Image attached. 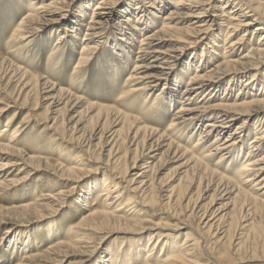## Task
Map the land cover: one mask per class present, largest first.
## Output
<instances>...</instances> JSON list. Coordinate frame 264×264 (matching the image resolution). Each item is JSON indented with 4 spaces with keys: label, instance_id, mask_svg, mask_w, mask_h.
<instances>
[{
    "label": "bare ground",
    "instance_id": "1",
    "mask_svg": "<svg viewBox=\"0 0 264 264\" xmlns=\"http://www.w3.org/2000/svg\"><path fill=\"white\" fill-rule=\"evenodd\" d=\"M26 1L28 12L13 27L10 40L23 47L40 31L62 28L50 53L53 61L62 49L65 33L78 29L94 0H88L72 19V6L80 0ZM116 15L119 18L114 21ZM263 19L264 8L256 0H99L94 5L89 20L82 24L86 31L73 79L82 74L85 64L113 33L111 38L117 39L113 52L118 56L123 55L120 52L134 54L133 59L127 57L133 65L118 101L145 98V102L148 96L156 95L151 106H163L165 110L180 103L164 130L147 125L117 104L89 102L88 120L83 114L78 120L68 114L67 119L62 115L80 107L83 97L21 66L8 64L7 58L0 56V80L7 79L4 87L0 83V89H12L6 93L8 99L0 101V120L14 107L11 103L27 107L34 96L35 109L44 107L52 121L46 126L51 133L49 151L66 160L53 164L48 157L37 152L30 155L23 147L22 136L35 120L33 114L18 122L9 137L1 132L0 189L9 192L30 185L38 171L57 178L54 185H46L29 202L5 211L24 212L18 219H28V223L21 224L27 226L56 217L74 197L75 209L80 212L76 221L64 226L56 221L44 224L40 229L51 243L42 251L30 249L15 264H91L95 259L92 264H263L264 253L260 251L238 256L251 233L262 235L249 227L254 214L264 210ZM142 31L145 33L134 52L135 37ZM252 34L260 37L250 44ZM222 36L223 43H218ZM118 46L122 49L118 50ZM186 55L188 62L183 60ZM180 63V72L189 75L185 85L182 76L174 73ZM9 84H14L13 88L9 89ZM217 97L221 101H216ZM93 111L96 112L92 114ZM17 114L14 112L5 123L3 132H10ZM87 125L96 128L97 142L92 143L86 136ZM187 131L198 134L192 147L177 139ZM106 133L110 135L102 141ZM104 144L107 148L101 149ZM98 148L99 156L95 153ZM122 148L124 151H120ZM166 157L178 164L175 168L181 177L171 189L155 174ZM212 158H217L216 168H212ZM224 159L229 160L227 165L242 161L239 170L220 171ZM95 173L103 174L84 188L85 180ZM184 179L189 184L181 185ZM50 182L53 181L47 183ZM183 186L186 192L188 186L196 189L197 198L211 191L210 201L205 206L189 208L194 196L186 197ZM223 198L231 200L216 207L214 201ZM157 203L167 209L177 206L180 213L186 210L190 212L187 217L196 215L198 226L192 227L185 219L174 224L154 220L150 208ZM237 227L243 230L241 237L233 242L226 239ZM118 234L130 238L105 247L106 240ZM146 238L149 241L144 250ZM25 246L27 250L30 245ZM16 250L13 246L11 251Z\"/></svg>",
    "mask_w": 264,
    "mask_h": 264
},
{
    "label": "rangeland",
    "instance_id": "2",
    "mask_svg": "<svg viewBox=\"0 0 264 264\" xmlns=\"http://www.w3.org/2000/svg\"><path fill=\"white\" fill-rule=\"evenodd\" d=\"M87 1L88 0H80L79 2L75 3L72 6V12L69 14L71 19L75 16V14H77L78 10H81V8H83L85 6ZM98 1L99 0H94L92 2V4L90 5V9L88 8V12L84 13L85 14L84 21H82V23L80 22V25H79L80 27L78 26V29H74L73 32H70L68 34L65 33L66 38L62 40V42L64 41L62 44V49L56 56L58 58H55L52 61V59L50 58L52 46L57 41L59 31L61 32L63 29L62 28L58 29L56 27H49L43 31H40L39 34L34 38V40L31 43H29L27 46H23V47L18 46L15 43L11 42L12 40H10V39L12 38L11 36H12V32H13V27H15L21 21V19L27 14L28 3L26 0H0V56L4 57L5 59L7 58L6 59L7 63L9 62V63H12L16 66H21V67L25 68L26 70H28L31 74L40 75L43 78L49 80L51 83L56 84V86L58 88H64L69 92H71L73 90L71 92L72 94H76L78 96L83 97L84 102L80 107H77V109L75 108L74 112L73 111H67V112H65V114L62 115L67 119L70 118V116L68 114H71V116H74L75 120H78L79 115L83 114L84 120L85 119L88 120L86 108L89 105V102H98V103L112 104V105L117 104L116 106H118V107L120 106V109H122L126 113L141 117L140 119L142 121L144 120V122L147 125L159 127L160 129L164 130L165 128L168 127L175 110L178 107H180L179 106L180 103H178L176 106H174L175 108H172L171 110L170 109L165 110V108H163V106H159V105L158 106H156V105L151 106L152 101L156 97V95L148 96V100L145 102H144L145 98L142 100L138 99L135 101H132V100L127 101L128 104H127V102H123V101L119 102L118 101V97L120 95L121 87L125 82L126 76L128 75V73L131 70V66L133 65V63L130 62L127 57H130V59H133L134 54L129 55V54H125L124 52H120L123 55H121V56L116 55V53L113 52V49L115 47L114 43H117V39L114 37L111 38L112 37L111 35H113V33L108 34V37H109L108 43L105 42L104 46H102L100 49H98L99 51L96 54L92 55L89 62L85 64L83 71H82V74L79 75L78 78L73 79L72 74L74 72V65H75L76 61L81 57V53H80L81 52V40H82L83 35L86 31L85 25L83 26L82 24L87 23V21L89 20V16L91 15V12L94 8V5ZM128 1H133V0H127V2ZM256 3L260 4V6L262 8H264V4L262 3V0H256ZM151 10H153V9L150 8L149 12H151ZM229 10L230 9H228L227 11H229ZM162 14H164V13H162ZM150 15H151V13H150ZM117 18H119V16L117 17V15H116V18H114V21L117 20ZM144 33L145 32L142 31L141 33H138L136 35V37H135L136 43H135L134 52L137 51L136 49L138 47L139 40ZM253 35L254 34L250 35V39H249L250 44L255 43L260 37V36H258V34H255L254 36ZM223 40H224V37L222 36V40L218 41V43H223ZM121 49H122V47L118 46V50H121ZM49 58L51 61H49ZM183 60H184V62H188L187 55H186V57L183 58ZM125 63H126V65H125ZM181 66H182L181 63L179 65H177L175 68L176 70L174 69V73H178V74H180V76H182L183 82L185 85L186 82L188 81L189 75H186L185 73L183 74V72H180ZM15 82H13V83H15ZM0 83L4 87V85H6V83H7V79H6V81H5V79L2 80ZM242 84L240 85V87L242 86ZM13 85L9 84L7 87L9 89H11V88H13ZM225 87H226V85L223 86L222 90L219 93L220 98L223 96L222 94L225 90ZM4 90L5 89H2V90L0 89V101H4L6 99V97L8 99L9 96H7L6 93L7 92L9 93V91H11L12 89L9 91H7V89H6V91H4ZM237 92L238 91L236 89L233 91V94L235 95ZM255 92L257 93L258 90H256ZM217 98L215 99L216 101H221V99L219 97H217ZM33 99H34V96H33ZM33 99L31 98L32 101H29V103L31 105L28 103L26 105L27 107H21L19 104L14 105V103H11L14 107H12L11 110L7 114H5L2 117V119L0 120V133L2 132V133H4L3 135H5V137H7V136L9 137L11 130H13L15 128V126L17 125L18 122H20L27 114H33V117L35 118V120L32 122L33 126L31 125L28 128V130H26V133L22 136L24 138V143L22 144L23 147H26L25 149L27 150V152L30 155L37 152V153H40L43 157L44 156L48 157L53 164L56 163L57 161H62V162L65 161L66 162L65 159L61 160L58 157L57 153H52L51 151H49V147H50L49 136L51 133H50V130L47 129L46 126L49 122L52 123V121L49 120L48 116L50 117V115H48V112L45 111L44 107H41L39 109H35V103H34ZM32 102H33V104H32ZM157 109H158V111H157ZM141 110H143L144 112ZM145 110H147V111H145ZM14 112H17L18 114L14 118L13 127L10 128V132H3L2 130L6 127L5 123L14 114ZM95 112L96 111H93L92 114ZM148 112H150V113H148ZM147 113H148V116L146 117ZM92 114L88 113L89 116ZM142 116L144 117V119L142 118ZM149 119H150V121H149ZM72 120H74V119H72ZM66 124H68V122ZM73 124H71V125H73ZM87 126H88L87 127L88 129L86 130L87 131L86 136L88 137V139L92 143L97 142V140H95L96 138H98V135H96L97 132H95L96 128L94 129L92 127H89V125H87ZM193 134L190 133V131H187V134L181 133L179 135L180 137L178 136L179 138H177V139H178V141H179V139H181L179 142H181L182 145L187 146V147H192L195 144L197 136H198V134H194V135ZM109 135L110 134L108 133L106 136H104L103 137L104 139L102 141H104L105 138L108 137ZM22 137H21V139L23 140ZM248 142H249V140L246 142V144ZM106 146L107 145L104 144L100 148L105 149V148H107ZM124 147H125V145H124ZM98 149L95 150V153L97 156H99L100 151H101V149H99V150ZM50 150H52V149H50ZM120 151H124V149L122 148ZM246 151H247V145H246V150H243V152H242L243 158L246 156ZM95 153L93 151L89 152L90 155H95ZM214 158H212V162H211L212 168H214V167L216 168V165H217V158L216 159H214ZM224 160H225L226 164L223 162L222 168L220 167L218 169L220 171H229L230 170L233 173L236 172L237 170H239V168L241 166V162H242V161H240L239 163H237L235 165H232V164L227 165V163H229V160L228 159H224ZM171 161H172V159H170L168 157L163 158L162 161L158 164L156 171H155L157 178L162 179V181H164L165 183H169L171 185L170 189L173 186L177 185L179 183V179L181 178L180 175H178L179 171L177 170V168H175L178 164L175 163L174 161H172V163H171ZM94 165H96V164L94 163ZM225 166H226V168H228L227 170H225ZM102 174L103 173H95L94 175L91 174V177H89L88 179L85 180V182H84L85 185L83 187L85 188L89 182L97 180L100 177H102ZM36 175L37 176L34 177L32 182L30 183V185H24L22 187L19 186V187H16V188L10 190L9 192H5L4 190L0 189V208H1L0 209V211H1L0 212L1 213L0 214V264H15L16 261L22 259L23 254L29 252L30 249L32 252L36 251V250L42 251V250L46 249V247L49 245V243H51V241H49L48 239L45 238V233H43V231L40 229L43 227L44 224L48 223V225H49L50 222L56 221L60 226H64V225H67L70 222H72V220H73V222L76 221V219L79 218L78 215L80 216V212L78 211V209H75V206H74L75 203H73L74 197L69 201V203H67L65 205V207H63L61 209V211L59 213H57L56 217H52L51 219L46 220V222L45 221H34V223H31L27 226L26 225L21 226V224L23 222L24 223L29 222L28 219L19 220V219H21L20 217H22L20 215L23 214L24 212H21V213L9 212V213H7L5 211L6 208L12 207L14 205H20V204L29 202L30 199L31 198L33 199V197L35 196V193L37 194L38 191L44 190L46 185H50V184L54 185L57 181V178L54 177L55 175L50 174V173L45 172V171H38ZM54 179H55V182H54ZM49 181H53V182L47 183ZM93 184H95V182H92V185ZM182 184L185 186L189 183L186 181V179H184V181L181 183V185ZM184 186L182 188L186 192V189ZM34 187H35V189H34ZM189 188L190 187L188 186L189 191L186 192L187 193L186 197H188V195L194 196V194L197 193L196 189H193V188L189 189ZM211 193H212L211 191L210 192L204 191L199 198L194 196L191 203H190L189 208H192L194 206L197 207V206L207 205V203L210 201L209 196ZM230 200L231 199H229V198L216 199L214 201V205L216 207L221 206V205L223 206V204L229 202ZM233 205H234V203H233ZM223 208H225V207H223ZM150 211H151L150 214H153V219L156 221L161 220V221L166 222V223L174 224L178 220L185 219V220H188L190 222L192 227L198 226L197 223L199 222V220L196 217V215H190L187 217V215H189L190 212L184 210L183 212L180 213V212H178L177 206L170 208V209H167V208H163L162 206H160L157 203V206H154L153 209L150 208ZM2 213H4V215ZM2 216H3V218H2ZM16 217H17V219H16ZM7 218H8V221H7ZM247 218H245L243 220H247ZM13 219H15V220H13ZM243 220L241 222H243ZM63 222H65V223H63ZM221 227H223V224L221 225ZM249 228L250 229L253 228L254 230H257L258 232H261L260 234H262V235L256 234L255 232L251 233V235L249 236V238L247 240L248 244L247 243L245 244L244 250L242 251V253H240L238 255L239 257H242V255L249 256L252 254L253 251H260V252L264 253V247H263L264 246L263 245L264 244V210H262V212H259L258 214H254V221ZM249 228H248V230H249ZM188 230H186V232H189ZM242 232H243L242 228L237 227V228H235V230H233L232 236L230 235L232 238H230L229 235H226L227 236L226 239H229L230 241L232 240V242H233L238 237H241ZM17 233L21 234V236L18 238L16 236ZM185 236H186V233H184V235H182L181 238L184 239ZM127 238H130V237H128V236L122 237L121 234L115 235L111 239H107L106 242L104 241L105 247L107 246V244L109 245L110 243H112L114 241L118 242L121 240H128ZM148 241H149V239L146 238V242L144 244V250H145V248L147 249L146 245H147ZM99 242H100V240L97 241V243H99ZM259 242H260L261 246H259L260 245ZM26 244L30 245L27 248V250H25ZM257 244H259V245H257ZM13 246L17 247V250L14 253L11 251ZM95 260L92 261V263L93 262L95 263ZM242 264H250V262H243Z\"/></svg>",
    "mask_w": 264,
    "mask_h": 264
}]
</instances>
